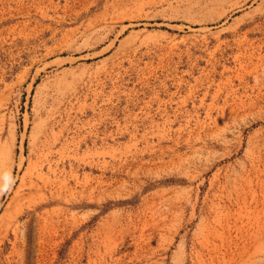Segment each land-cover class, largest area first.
<instances>
[{"label":"rangeland","instance_id":"rangeland-1","mask_svg":"<svg viewBox=\"0 0 264 264\" xmlns=\"http://www.w3.org/2000/svg\"><path fill=\"white\" fill-rule=\"evenodd\" d=\"M0 264H264V0H0Z\"/></svg>","mask_w":264,"mask_h":264}]
</instances>
